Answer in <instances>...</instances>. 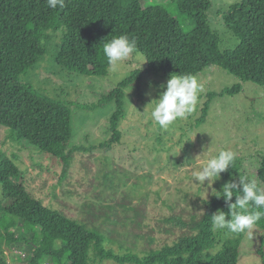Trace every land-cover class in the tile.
I'll return each instance as SVG.
<instances>
[{"label": "trees", "instance_id": "16d2710c", "mask_svg": "<svg viewBox=\"0 0 264 264\" xmlns=\"http://www.w3.org/2000/svg\"><path fill=\"white\" fill-rule=\"evenodd\" d=\"M158 0H65L63 9H51L46 0H0V125L9 127L43 151L58 157L68 167L76 148L72 138L71 111L23 84L19 77L46 54L56 63L81 76H105L109 71L102 44L127 35L136 41L148 72L196 76L212 65L221 67L242 82L264 86V0H241L222 13L232 32L249 21V37L233 49L219 50L220 38L208 24L210 0H170L176 14ZM140 79L133 72L102 99L115 104L109 118L111 146L121 140L125 89ZM241 91V85L228 93ZM210 100L204 103L205 121ZM157 139H160L158 137ZM84 149V148H83ZM250 161L246 165V162ZM63 168V171L65 170ZM245 175L264 188V153L242 159L222 179ZM19 168L0 158V237L5 244L32 246L35 252L27 264H41L45 258L56 264H238L245 234L233 235L211 230L210 215L217 209L228 212L223 199L211 197L202 204L204 212L195 222L177 217L172 223L188 231L157 252L138 255L107 248L103 237L85 229L58 211L34 199L21 184ZM235 197H233V201ZM226 218H230L226 217ZM26 224V225H25ZM256 254L264 264V219L256 226ZM20 247V248H21ZM19 249V248H18ZM215 251V255L211 252ZM26 257V256H25ZM24 257V258H25ZM27 258V257H26ZM0 264H6L0 246Z\"/></svg>", "mask_w": 264, "mask_h": 264}, {"label": "rangeland", "instance_id": "374dc122", "mask_svg": "<svg viewBox=\"0 0 264 264\" xmlns=\"http://www.w3.org/2000/svg\"><path fill=\"white\" fill-rule=\"evenodd\" d=\"M240 1L210 0L208 24L219 35L221 52L240 44L239 35L249 37V21H244L246 24L237 33L229 30L222 19V13ZM157 3L176 14L170 0ZM135 71L140 72V79L125 89V113L119 124L121 140L111 148L100 147L111 135L109 118L115 109L113 102L104 103L102 99ZM170 76L148 72L139 52L116 71L109 68L105 76L77 75L46 54L19 79L70 109L69 147L76 148L72 161L65 168L58 157L2 125L0 158H8L19 168L21 184L34 199L99 233L107 248L138 255L157 252L188 233L172 223V218L191 223L204 212L201 198L195 196L202 189L191 180L192 171L203 160L221 149H231L242 159L264 153V86L242 82L221 67H207L195 76L204 87L196 111L187 120L161 130L149 119L147 104L158 98L164 90L159 86L166 84ZM238 84L240 92L228 93ZM207 100L211 101L210 107L206 120L201 121ZM227 181L221 178L213 186L219 190ZM5 226L0 223L1 230ZM258 237L257 229L244 235L238 264H262L256 254ZM5 242L0 237L6 264H27L35 252L32 246L8 247ZM41 264L56 263L45 258ZM101 264L117 263L105 260Z\"/></svg>", "mask_w": 264, "mask_h": 264}, {"label": "clouds", "instance_id": "9594fccd", "mask_svg": "<svg viewBox=\"0 0 264 264\" xmlns=\"http://www.w3.org/2000/svg\"><path fill=\"white\" fill-rule=\"evenodd\" d=\"M46 3L51 9L65 7V0H46ZM135 50V39L127 35L114 37L104 42L101 47L102 55L113 71L119 69ZM159 87L164 90L147 106L150 110L149 119L161 130H168L177 121L187 120L196 111L200 95L204 92L203 85L191 74H171L166 84H161ZM236 159L235 151L221 149L215 155L203 160L199 167L192 171L191 180L194 185L202 189L195 195L201 198L202 204H208L211 195L217 199L222 198L227 206L228 212L217 209L210 215L213 232L251 235L258 223L264 219V188L245 175H240L238 182L234 178L230 179L222 184L219 190L213 186L221 179L222 173L228 172L230 166L233 168ZM205 181H207L206 187ZM233 197H235L234 201ZM229 216L230 218H226ZM211 254L215 255V251Z\"/></svg>", "mask_w": 264, "mask_h": 264}, {"label": "built area", "instance_id": "2783aa9c", "mask_svg": "<svg viewBox=\"0 0 264 264\" xmlns=\"http://www.w3.org/2000/svg\"><path fill=\"white\" fill-rule=\"evenodd\" d=\"M15 253L20 254L21 252H20V251H17V252L15 251ZM23 256H24V255H23Z\"/></svg>", "mask_w": 264, "mask_h": 264}]
</instances>
